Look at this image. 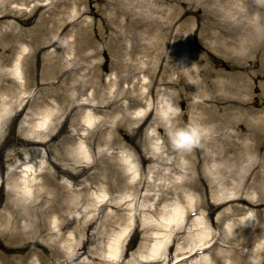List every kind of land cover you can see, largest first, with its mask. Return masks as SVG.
Listing matches in <instances>:
<instances>
[{
	"label": "rangeland",
	"instance_id": "obj_1",
	"mask_svg": "<svg viewBox=\"0 0 264 264\" xmlns=\"http://www.w3.org/2000/svg\"><path fill=\"white\" fill-rule=\"evenodd\" d=\"M87 1L89 3L88 8L92 9L93 12L87 14L85 19L86 23L91 24L92 31L90 32L88 27L89 32L86 30L88 35L80 40L79 48L83 40L88 39L90 35L93 48L98 50L97 55L90 57L87 62H82L89 64L94 80H97L98 76H102L100 80L98 79V81H101L100 91L97 96L98 100L103 99L106 102H114L117 97L114 92L117 91L118 87L116 85L113 86L112 82L117 81L121 75L116 66L118 59H130V62L136 59V63L140 66L143 65L144 69H148V73H143L142 71L136 73L137 76L134 82L131 80L130 75L127 82H123L120 86L129 92L124 93L122 101L113 104V107L96 113L91 110L92 108L87 109L88 111L85 110L87 115H91L90 112L93 111L95 114L93 119H96V124L88 126V131L84 132L82 126L79 125L85 113L79 116L80 121H77V123L73 119L74 117L67 119L66 116H62L53 131L54 139L50 140L51 138H48L47 140L50 141H48L46 146L50 143L59 142L70 134L78 133L76 129H80L79 133L85 134L84 136L90 133L91 140L89 143L88 140L84 141L83 137L77 135L73 141L64 143L69 155L72 154L75 159H79L80 163L82 162L80 165L84 168H90L82 172L80 171L82 168L78 167L79 169L76 170L78 175L74 180L67 177L59 179V182L64 184L67 181V185L70 182L73 186L69 185V188H74V194L76 195L71 197V192L65 190L67 193L64 196V205L69 206L71 201L88 195H90L91 199L78 210H68L72 223L62 231H59L58 227L61 224V221L59 222V219H62L61 217L58 218L54 214H50L48 218L44 216L48 214L42 210L44 207L46 208V205L42 204L44 198L23 199L22 203H26L30 209V220L25 231L22 230L20 233L16 231V236L23 239L24 242L22 243L25 246H21L19 240H12V238L16 237L10 233V230L14 227L8 228L6 223L7 217L12 213L10 207L15 200L14 191L16 190V185L9 182L11 179L8 177V171H11L19 163H23L21 165L22 169L29 167L32 171L39 170L38 162L40 157H35L36 160L33 157L31 158L32 155L26 153L29 148H26L20 141L33 140L31 135H29V127L32 124L38 125L42 120L40 119L41 116H36L31 120L28 115L30 107L24 108L25 105L7 118L0 133V161H5L4 170L0 168V251L5 252V257L0 258V264H113L106 262L105 258L109 255V247L114 243L115 235H119L123 228H120L116 223L110 225L112 218L109 219L111 221L107 222L106 217L108 214L112 216L115 213H121V211H119V206L108 207L103 213L98 211L96 209L97 203L95 204L92 196L95 199L103 188H100L99 184L91 186V181L89 180L90 175L98 172H100L99 175L104 173L105 169L102 168L100 170L97 168L104 163L108 164L110 160L114 163L111 166L116 170L114 175L116 182L118 181L121 185L122 183L124 184V181L135 183L133 178L132 180L129 179L125 165L122 163L127 158L129 163L133 166L136 165L139 170L138 175L135 174L134 176L133 173L135 180L142 178L143 183L142 198H135L134 202L130 200L129 203L122 207L127 208L124 212L127 219L125 225L122 224V227L131 224V234L127 241L123 243L122 251L118 258H115L116 261L114 259V264H142L141 261L145 259L144 257L151 255L150 246L153 242L150 237L154 232H160L157 229L146 228L145 226L164 223L161 211L171 212L177 201L182 197V194L188 195L195 200V203H199L195 211L196 215L191 220L200 217L203 223L201 226L194 228L190 222L187 225L184 238L171 244L173 246L172 249L163 254L160 264L166 262L173 264V262H168L169 254L171 253L172 256L175 254L176 249L187 248L195 244L191 242L196 239V235L205 231L206 227V233L218 231L211 226H207L210 223L208 211L205 208L207 195L201 196L199 192H194L188 187L186 188L187 193H181V195L166 193L164 200L157 204L160 193L162 191L166 192V190L169 191L167 187L172 188L183 182L198 181L204 185L205 193L208 196L218 197L223 191L228 196L234 197L237 186H243L246 183L247 187H251L256 175L264 173V168L256 165L257 162L254 158L248 157L243 161L238 158L240 155L247 156L245 155L244 147L246 144L253 142L248 138L250 133H245L248 127L247 124L241 123L238 125V130L244 129V133L239 138L228 134L233 129L225 128L223 131H217L216 133L209 132L205 125L197 121L201 114L198 109L200 103L208 109V111H205L206 115L207 113L211 114L212 110H210V107L216 105L213 102L214 99L218 100L217 105L219 106L220 97L229 95L228 90L221 89L220 85L214 84V82L218 83L220 79L229 81V75L235 77L237 73L243 75L242 79L236 78V83L242 84V89L245 91L242 95L238 94L242 97L244 105L252 107L256 112H263L256 117L264 114V84L263 86L261 85L264 80L258 77L263 71L264 61H261L260 58L257 59V57H251L245 64L241 65L238 57L235 60L229 57L230 55L235 56L234 50L230 51V55L220 51L216 53L215 50L211 49V39H202L200 37L201 34L211 31L217 34L220 33L226 41L242 42L243 38H245V33H247L245 23L255 25L257 13L264 12V0ZM243 2L246 4L243 5ZM156 5H158L159 9L154 12L152 9ZM249 7L254 10L252 15L248 14ZM48 8L49 6L42 8L39 13L47 12L50 9ZM26 10L30 12L31 8L28 7ZM118 15L123 22L122 26H117L111 21ZM169 18L172 21L171 23H169ZM98 26L102 28L101 32L103 34L101 33L100 36L96 34ZM106 26H110L111 30L106 32ZM170 29L172 30V36L167 40L164 36ZM179 29H182V34L177 36ZM1 30V33L7 32L3 25ZM129 36L138 39V41L136 40L137 42L132 40L131 46L138 44L140 46L138 51L142 54L138 53L132 57L124 52L122 54L118 53V46L122 45V43H116L117 37L122 39L124 37L129 38ZM73 41L70 36L65 39L66 44ZM260 42H262V39H260ZM149 43L156 44L154 48L150 49V55H148L146 50H143ZM186 43L192 48V55L186 50V46H188ZM128 45L130 44L128 43ZM131 46L125 52H129ZM197 46L200 47L199 52L195 51ZM65 50L67 51V49ZM28 52L27 62L29 61L30 65L34 67L35 79L40 80L42 66H44L42 62L48 64L47 59H40V57L34 56L31 51ZM86 52L92 55L91 49ZM11 56L10 64L5 66V70H9L14 76L7 74L6 85L13 84L16 86L17 84H24V80L20 76L21 72H16L13 65V57L15 55L12 54ZM82 63L80 62L83 69L79 68L78 76H81L80 74L84 73L83 70H85ZM216 71H222L228 77L215 75L214 72ZM15 75L17 78H14ZM122 75L127 76L128 74L122 73ZM163 75H166V83L161 81ZM86 78L84 76L81 79ZM136 83L137 87L135 88ZM223 91L228 95L223 94ZM203 93L206 94V97H203ZM92 95L93 89H88L83 98H91ZM8 96L9 94L5 90H0V110L3 107L1 99H6ZM25 96L27 97V94ZM128 105L130 109L127 114L136 121L123 126L121 122L122 114L124 108H127ZM165 108L168 109V113H165ZM59 109H61V106H59ZM217 114L224 115L225 111L217 109ZM164 115L167 116L165 117ZM105 118L110 121L108 131H105L102 123ZM256 120L257 118L253 122ZM181 125L195 127L198 129L199 135L188 149L179 151L170 140V132L181 128ZM109 131L112 132L110 133ZM114 135L120 138L126 144V147L111 150L107 144L101 143V139ZM64 144L60 147H63ZM46 146L41 147V149L44 151ZM36 148H39V146ZM83 150L87 151L89 158H87L88 156L80 155ZM184 152L187 154L193 153V159L196 160L194 164L190 163V160L184 156ZM111 155H114V158L110 159ZM86 158L87 160H83ZM143 158L145 159L144 162L141 161ZM95 160L100 165L94 166L93 161ZM71 163L74 165L75 161ZM216 167L222 169L223 173L216 174L213 170ZM98 176L95 179L96 183H99ZM41 179H46V177L39 176L38 182H41ZM222 182H224L225 187L221 189L207 188H214ZM247 187L244 195L253 199V195H256L255 189ZM86 188L89 194L86 193ZM80 193L81 195H79ZM144 194L151 198L143 199ZM126 195H129V190H125L123 186V189H112L108 192L106 200L113 199L115 201L113 204H116V202L123 200ZM104 200L101 199L100 202ZM86 205L89 208L88 211L81 213V210ZM156 205L158 209H161L160 212L143 211V207H150L154 210ZM39 206L44 215L37 214ZM33 210L36 213L38 222H41V226L45 224L43 227L50 228L47 233L42 234L41 226L32 222L35 219ZM248 218L252 223L257 224L260 230L258 234H252L251 244L240 250L241 255L244 258L248 255L247 258L252 264H264V223L258 222L254 212H250ZM244 220V216H235L233 220L224 223V228L231 227L233 229L235 222L237 225L245 226L246 229H249L247 232H254L251 230L253 224L249 226ZM88 225H91V227L85 231ZM231 229L229 230L231 237L228 238L231 240L226 239L230 244L228 242L227 245L222 244L219 249L226 251L224 252L226 255H218L219 264H231L232 257L230 258L228 251L232 245L238 244L240 240L239 235L232 233ZM223 237L226 238L225 233ZM87 238H90L91 241L88 244L85 242L86 244L84 245V241ZM186 238L189 240L186 241ZM259 247L263 256H260L257 253L258 251L255 253ZM205 255H209V252L200 253L195 257V260H199L200 257Z\"/></svg>",
	"mask_w": 264,
	"mask_h": 264
},
{
	"label": "bare ground",
	"instance_id": "obj_2",
	"mask_svg": "<svg viewBox=\"0 0 264 264\" xmlns=\"http://www.w3.org/2000/svg\"><path fill=\"white\" fill-rule=\"evenodd\" d=\"M133 1L136 2L137 0ZM88 4L87 0H0V90H5L9 94L8 98L1 99L3 107L0 110V133L4 128L7 118L13 115L17 109L23 107V105H25L24 108L30 107L28 115L31 120L36 116H41L40 119L42 120L41 123H38V125L32 124L29 127V135H31V139L33 140L27 139L26 141H20V143L24 144L26 148H29L26 153H30L32 155L31 158L33 157V159H35V157H40L38 162L39 170L32 171L31 168L26 167L19 171L18 166H16L15 170L13 169L12 171H8V177L11 179L9 181L10 184L14 183L16 185V190L14 191L15 200L10 207L12 213H10V216L6 219L7 227H14L10 230V233L13 236L17 235L16 231L18 233L22 230L25 231L26 226L29 224L30 209L26 203H22L23 199H34L35 197L36 199L37 197L44 198L42 204L46 205V208L44 207L42 210L47 212L49 215H44L40 206L38 207L37 214L44 215L46 218H48L50 214L57 215L58 218L61 217L62 219H59V222L61 221V224L58 226L59 231L66 229L70 223H72L69 211H75L82 208V205L91 199L90 195H88L71 201L69 206L64 205L63 200L67 192H71V197L76 195L74 194V188H69V185L73 186L70 182H68L67 185V181L64 184L63 182H59V179L67 177L74 180L78 175L76 173V170L79 169L78 167L82 168L80 169L82 172L90 169L89 167L87 169L84 168L80 165L82 162L80 163L79 159H75L72 154L69 155L64 143L73 141L77 135L83 137L82 139L84 141L88 140L89 143L91 140L90 133L84 136L85 134L79 133L80 129H76L78 133L74 135L70 134L69 136L61 139L59 142L50 143L46 146L48 141L54 139L53 131L56 129L62 116H66L67 119L74 117L73 119H75L77 123V121H80L79 116H82L85 113L79 125L82 126L84 132H86L88 131V126L96 124V119H93L95 116L94 112H103L104 110L113 107V104H117L122 101L123 95H125L124 93L129 92L128 90L125 91L120 86L123 82H127L130 75L131 80L134 82L137 76L136 73L140 71L148 73V69H144L143 65L140 66L136 63V59H133L131 62L130 59H118L116 66L121 75L117 81L112 82V84H114L113 86L116 85L118 87L117 91L114 92V95L117 94V97L114 102H106L103 99L98 100L97 96L100 91L101 84V81H98V79L100 80L102 76H98V79L94 80V75L89 64L82 63L87 62V60L93 55H97L98 50L93 48L92 38L90 35L88 39L83 40V45L81 44V47L79 48L80 40L85 38L84 36L88 35L86 32V30L89 32L88 27L90 28V32L92 31L91 24L86 23L85 19L87 14H91L93 12L92 9L88 8ZM245 4L246 3L243 2V5ZM48 6L50 9L48 8L49 10L47 12L39 13L42 8H47ZM28 7L31 8L30 12L26 10ZM157 9H159L158 5L154 6L152 11L155 12ZM253 13L254 10L249 7L248 14L252 15ZM119 17L120 16L118 15L115 19H111V21L117 26H122L123 22L119 19ZM171 22L172 21L170 19L169 23ZM2 25L5 31H7L6 33H1ZM245 25L247 27V33H245V38H243L244 40L240 43L226 41L220 33L217 34L211 31L201 34L200 37L202 39L210 38L212 42L211 49L213 51L215 50L216 53L220 51L221 53L230 55V51L234 50L233 53H235V56L230 55L229 57L233 60L238 57L241 65L245 64L251 57H257V59L260 58L261 61H264V12L257 13V21L255 25L252 23L248 24L247 22ZM135 27H137V25H135ZM101 29L102 28L98 26L96 34H99V36L102 33ZM105 29L106 32L111 30L110 26H106ZM181 34L182 29H179L177 36ZM69 36L73 38L74 41L66 44L65 39ZM171 36L172 30L170 29L165 34L164 38H167L168 40ZM260 39H262V42H260ZM132 40L138 41L137 38H132V36H129V38L124 37L122 39L117 37L116 43H122V45L118 46V53L122 54L124 52L132 57L136 56L138 53L142 54L138 51L140 48L138 44H133L131 46ZM125 42L127 45L128 43L130 45L127 46ZM186 44L188 45V43ZM129 46H131L129 52H125V50H128ZM155 46V43H149L145 48H143V50H146L148 55H150V49ZM65 49H67V51ZM88 49L92 50V55L86 52ZM186 50L190 52V55H192V48L189 45L186 46ZM199 50L200 47L197 46L195 51L199 52ZM28 51H31L34 56L40 57V59H47L48 64L42 62L44 66H42V72L40 75L41 81L39 79H35L36 74L34 67L30 65L29 61L27 62V56H29ZM60 51L62 52L60 53ZM12 54L15 55L13 57L14 68L16 72H21L20 76L21 79L24 80V84H17L16 86L13 84L6 85L7 74L14 76V74H12L9 70H5V66L10 64ZM80 62L84 64L85 70H83L84 73L80 74L81 76H78L79 68L83 69ZM203 71L205 72L204 69ZM122 73L128 75L123 76ZM214 74L218 76H225V78L228 77V75L224 74L222 71H216ZM89 75L90 77H88ZM84 76L87 78L81 79ZM258 77L264 80V68ZM14 78H17L16 75ZM236 78L242 79L243 75L241 73H237L235 77L229 75V81L220 79L218 83L214 82V84H219L221 89L228 90L229 95L224 91L222 92L228 96L220 97L219 106L217 105L218 100L214 99L213 102L216 105L210 107V110H212L211 114L207 113L206 115L205 111H208V109L205 105L200 103V107L198 109L201 111V114L197 118V121L205 125L209 132L216 133L217 131H223L225 128L233 129V131L228 134L230 136H238L239 138L242 136V133H244V129L238 130V125L241 123L247 124L248 127L246 128L245 133H250L248 138L253 142L246 144L244 147L246 153L245 155L247 156L240 155L238 158L241 161L247 159L248 157L252 159L254 158L257 162L256 165L264 168V114L259 115L260 117H256L258 114L263 112H256L252 107L244 105V101H242V97L239 95L244 94L245 91L242 89V84L236 83ZM161 81L163 83L167 82L166 75L162 76ZM263 84L264 83L262 82L261 85L263 86ZM134 87H137V83ZM88 89H93V98L84 99L83 96ZM203 91L205 92V90ZM26 94L28 98L25 96ZM203 97H206V94L203 93ZM217 98L219 99V97ZM58 105L61 106V109H59ZM90 108H92L91 110L94 112L89 111L91 115H87L85 110L88 111L87 109ZM129 109V105L127 108H124L121 119L123 126L136 121L134 118H130L128 116L127 112ZM217 109L225 111V114H217ZM164 111L165 113H168L167 108H165ZM164 116L166 117L167 115ZM256 118L257 120L253 122ZM102 123L105 127V131H108V124L110 121L105 118L102 120ZM184 127L186 126L181 125V128ZM109 132L111 133L112 131ZM48 138L51 139L47 140ZM101 143L107 144L111 150L126 147V144H124L120 138L116 137V135L101 139ZM63 144L64 146L60 147ZM35 146H39V148H36ZM44 146H46V149L43 151L41 147ZM175 151H177V149H175ZM192 154L193 153L187 154L184 152V156L190 160V163L194 164L196 160L193 159L194 157ZM80 155L87 157L88 153L86 150H83ZM87 158H89V156ZM87 158L83 160H87ZM112 158H114V155H111L110 159ZM72 161H75V166L72 165ZM141 161L144 162L145 159L143 158ZM93 162L94 166L100 165L97 160ZM122 163L125 165L128 173L126 174L129 176V179L132 180L133 178L135 183L131 181H124V184L122 183L121 185L118 181L116 182V179L114 178L116 170L111 166L114 165L111 160L108 164L104 163L101 167L99 166L97 168L100 170L102 168L105 169L104 173L99 175L100 172H98L90 175L89 178L91 186L93 184H99L100 188H103L101 193L97 194L95 199L92 196L95 204L97 203L96 209L103 213L107 207L119 206V211H121V213H115L112 216L108 214L106 217L107 222L111 221L109 219L112 218V221L109 223L110 225L116 223L120 228H123L121 229L122 231L119 235H115L114 243H112L109 247V255L105 258L106 262L113 264L114 259H117L121 253L123 247L122 245L127 240L131 231V224H127V226L122 227V224L125 225V221L127 219L126 214H124L127 208L122 207L129 203L130 200L134 202L137 198H142L143 191L142 178L135 180L134 177L135 174H139V170L136 165L133 166L130 164L127 158H125ZM4 167L5 161L1 160L0 168L4 170ZM213 170L216 174L223 173V170L218 167ZM39 176L46 177V179H41V182H38L37 179ZM97 176L99 183H96L95 180ZM245 184H243V186L239 185L235 188L236 193L234 197L228 196L223 191H221V194H219L218 197H213V195L208 196V194L205 193L204 185L200 184L198 181H192L189 183L183 182L182 184L175 185L172 188L167 187L169 188V191L166 190V192L162 191L160 193L157 204L164 200L166 193H176L181 195V193H187L186 188L188 187L194 192H199L201 196L207 195L205 208L208 211L210 219V223H208L207 226H211L212 228L218 230L215 233H206V227L205 231L196 235V239L191 242L195 244L187 248L176 249L175 254L172 256L170 253L168 256L169 263L219 264L220 259H218V255H226L224 253L226 251L219 249L222 244H230L228 240H231L228 239L231 237V232L229 231L231 227L224 228V223L233 220L235 216H244L246 224L249 226L253 224L251 230L254 232L251 231V233H249L247 232L249 229H246L245 226H239L234 222L233 229L231 230L232 233L239 235L240 240L238 244H234L230 247L228 254L230 258L232 257L231 264H252L247 258L248 255L244 258L241 255L240 250L249 246L252 242V234H258L260 230L259 226L252 223L248 218L249 213L254 212L257 216L258 222L264 223V173L256 175L251 187H247ZM123 186L125 190H129V195L124 196L123 200L116 202V204H113V202H115L113 199L100 202L101 199L106 200L108 192L112 189H123ZM223 187H225L224 182L220 183V185H216L214 188H207L221 189ZM246 187L249 189H255L256 195H253V199L244 195ZM65 190L68 191L66 192ZM212 192H214V190H212ZM86 193L89 194L88 189ZM79 195H81V193ZM144 198L150 199L151 197L144 194L143 199ZM197 206H199V203H195V200L191 199L188 195L182 194V197H180L179 201H177V204L172 208L171 212H162L161 209L157 208V205L154 210L150 207H143L144 212L161 211V217L163 216L162 220H164V223H161L160 225L157 223L155 225L145 226L146 228L150 227L152 229H157L160 233L154 232V234L150 237L153 242L150 246L151 255L144 257L145 259L141 261L142 264H160L163 254H165L166 251H170L173 247L170 243L171 240L178 241L184 238L187 225L189 224V220H191L190 214L195 208H197ZM88 209L89 208H87L86 205V207L81 210V213H86ZM32 212L35 216V219L32 222L41 226V222H38L35 211L33 210ZM191 223V225L195 228L201 226L203 222L200 217H197L196 219H193ZM43 226L40 227V230L42 234H45L50 230V228H45ZM90 227L91 225H88L85 228V231H87ZM224 233L226 238L223 237ZM12 240H19L21 246H25V244L22 243L24 241L21 237L16 236L12 238ZM185 240L188 241L189 239L186 238ZM90 241L91 239L87 238L86 241H84V245L86 243H90ZM203 245L205 246L202 248ZM198 246H201V248H198ZM202 250L203 252L207 250L209 255H205L200 257L199 260H195V257H197ZM256 252L260 256H263V253L260 251V247L257 248L255 253ZM4 257L5 252L0 251V258ZM164 264L168 263L166 262Z\"/></svg>",
	"mask_w": 264,
	"mask_h": 264
},
{
	"label": "clouds",
	"instance_id": "obj_3",
	"mask_svg": "<svg viewBox=\"0 0 264 264\" xmlns=\"http://www.w3.org/2000/svg\"><path fill=\"white\" fill-rule=\"evenodd\" d=\"M199 135L198 129L193 126L178 128L170 132V140L179 150L188 149Z\"/></svg>",
	"mask_w": 264,
	"mask_h": 264
}]
</instances>
